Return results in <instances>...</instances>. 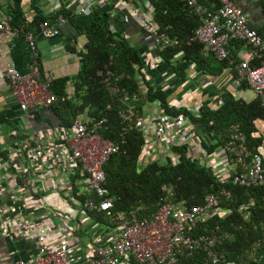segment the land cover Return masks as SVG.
I'll use <instances>...</instances> for the list:
<instances>
[{
	"label": "built area",
	"instance_id": "2783aa9c",
	"mask_svg": "<svg viewBox=\"0 0 264 264\" xmlns=\"http://www.w3.org/2000/svg\"><path fill=\"white\" fill-rule=\"evenodd\" d=\"M100 1L36 0L47 19L28 30L12 26L11 16L0 10V37L22 39L30 55L26 73L20 74L10 62L3 72L9 98L20 113L11 125L14 131L8 133L10 143L0 146V246L6 251L7 264H178L181 250L189 255L197 249L205 252L209 264H218L213 249L220 237L191 236L188 231L227 211L219 205V196L228 197L226 191L207 194L202 203L192 206L159 198L154 213L140 220L114 211L104 166L124 150L122 138L110 140L105 135L107 114L91 116L86 109L76 108L68 123H60L50 109L56 100L74 101L73 86L67 83L59 97L52 92L53 77L41 74L37 67L36 41L61 36L67 16L56 14L59 10L71 16L87 15ZM181 2L199 20L189 41L200 45L203 56L225 62L234 85L246 84L264 108V36L249 26L247 15L233 0ZM114 9L119 20L136 25V35L146 34L149 45L141 52V61L147 69L154 68L156 52L177 45L175 38L155 32L146 0L141 5L135 0H114ZM98 75L103 88L121 106L117 112L120 131H134L142 138L140 163L176 164L173 149L182 148L193 163L208 167L219 185L263 184L264 156L249 152L237 125L231 127L226 141L208 153L203 130L186 115L172 116L157 102L144 99L146 88L140 81L135 91L128 92L116 85L105 68ZM164 77L161 73L153 89L170 88ZM181 104L193 116L201 105L185 100ZM110 107L108 103L105 110ZM51 196L59 199L60 207L45 205L43 198Z\"/></svg>",
	"mask_w": 264,
	"mask_h": 264
},
{
	"label": "trees",
	"instance_id": "16d2710c",
	"mask_svg": "<svg viewBox=\"0 0 264 264\" xmlns=\"http://www.w3.org/2000/svg\"><path fill=\"white\" fill-rule=\"evenodd\" d=\"M146 1V12L156 24L155 32H163L177 40V45L156 52L157 59L152 62V69H147L141 61V52L148 46L144 42L146 34L142 32L136 35V25L131 20L127 23L119 20L120 14L117 10H111L106 0L97 3L87 15L71 16L62 9L56 12L67 16L66 25L72 30L73 37L71 43L63 47L67 53L77 56L78 69L71 78H53L51 90L58 97L64 93L67 83L71 82L74 101L56 100L50 109L60 123H68L76 108L86 109L91 116L104 112L107 114L109 125L105 135L110 140L122 138L124 150L123 153L112 155L104 166L105 187L113 199L114 211L140 220L154 213L159 198L165 202L180 201L192 206L202 203L205 195L218 194L224 190L228 197L219 196V205L227 211L210 216L205 223L196 225L188 233L191 236L214 234L220 237L213 249L219 259L218 264H264V181L258 187L248 188L219 185L209 168L193 163L182 148L173 149L177 156L176 164L157 160L140 163V134L120 131L122 125L117 112L121 106L100 83L98 74L104 68L111 73L118 87L132 92L138 88L140 81L146 88L144 99L157 102L165 113L172 116L186 115L196 128L208 135H205L208 142L205 148L208 151L226 141L232 133L231 127L237 125L249 152L260 154L258 147L262 138L253 124L255 120H264V108L260 106L258 98L253 95L248 100L235 98L237 87L233 83L234 75L226 71L225 62H217L209 55L203 56L200 45L189 41L199 20L182 7L181 0ZM27 3L25 8L22 0H11L4 10L11 16L12 26L20 25L28 30L47 19L37 8L36 0H28ZM259 5L264 17V0H259ZM256 31L264 36V24ZM238 47L235 46V49ZM230 57L234 58L232 50ZM37 67L39 70L38 58ZM191 69L193 75L190 78L188 72ZM161 73L168 78L171 76L168 80L170 88L167 90L153 89V82L159 79ZM147 75L149 79H146ZM220 79L225 88L213 91L216 99L212 101H217V104L213 102L217 108L212 107V101L204 99L198 114L193 116L181 103L169 104L176 99L173 94L170 95L171 89L180 82L190 81V86L196 88L201 83L217 84ZM240 88L248 90L244 83ZM200 89L207 96L205 87L201 86ZM78 101L80 104L77 106L75 102ZM108 103L111 107L105 110ZM3 122L0 115V123ZM162 187L166 190L163 191ZM178 261V264H209L201 249L189 255L181 250Z\"/></svg>",
	"mask_w": 264,
	"mask_h": 264
},
{
	"label": "crops",
	"instance_id": "0c3cea01",
	"mask_svg": "<svg viewBox=\"0 0 264 264\" xmlns=\"http://www.w3.org/2000/svg\"><path fill=\"white\" fill-rule=\"evenodd\" d=\"M27 1L28 0H26L25 2L22 1V3H24L25 5V8L28 4ZM233 2L240 6L244 13L247 15L250 27L254 29H259L264 24V17L261 12L259 0H233ZM1 6H3V0H0V8ZM60 33L63 35H70L68 39L69 41L62 39L61 37L54 38L48 41L42 39H38L36 41V51L38 61L40 63L39 70L41 74L47 73L53 78H60L65 76L71 78L77 72L78 58L74 54L67 53L64 50L63 46L66 43H71L73 34L70 27H68V25L66 24L60 27ZM144 42L149 45V40L145 39ZM56 60L57 62L54 63ZM74 60H76L77 62V69L75 68L73 73L71 71L65 72L63 70H60V63H63L65 67H68V63H72L74 62ZM9 62L14 65L15 69L20 74H24L27 72V66L30 62V55L22 39L16 37H0V115L4 119V122L0 123V146L2 143H10L11 139L8 136V133L13 130V127H11V125L13 123L14 118L20 115L15 104L9 98L8 87L3 78L5 65ZM192 73L193 70L191 69L188 72L190 78L193 75ZM190 84V81H183L176 84L174 88L171 89L173 90L174 95L176 93V103H181L182 101H184V98H181V94L187 92L188 90H193L192 94H194V96L199 97L198 100H195L196 104L199 102L202 103V101L204 100V98L202 99V96L204 97L206 95L201 92V86H196V88H193L190 86ZM235 87H237L235 91L236 98H240L242 100H248L252 98V94L250 93L249 89L244 90L237 85ZM239 92H245L247 94H244L243 97H238L237 95ZM206 98L208 97H205V99ZM253 124L257 131V134L262 138L261 145L258 147V151L261 155L264 156V120H255ZM204 134L208 136L206 132ZM209 151L207 150L208 153ZM222 164L225 165L226 162L222 160ZM230 167L231 165L229 166V168ZM43 199L45 200V203L50 207H52V205L56 208L60 207L59 199L56 196L44 197ZM47 200H49V202ZM8 261L9 259L6 255L4 247L0 246V264H7Z\"/></svg>",
	"mask_w": 264,
	"mask_h": 264
},
{
	"label": "rangeland",
	"instance_id": "374dc122",
	"mask_svg": "<svg viewBox=\"0 0 264 264\" xmlns=\"http://www.w3.org/2000/svg\"><path fill=\"white\" fill-rule=\"evenodd\" d=\"M22 1L25 2L26 0H22ZM115 1H118V3L121 2V0H115ZM135 1H137V5H141V0H135ZM106 2L109 5V7H110L111 10H116V9H114V0H106ZM10 4H11V0H3V6H1L2 9L0 8V10L4 11ZM60 37L62 39H64V40L69 41L68 39H69L70 35H63V34H61ZM56 62H57V60L54 63H56ZM59 68H60V70H63L65 72L66 71H68V72L71 71L73 73L74 72V69L75 68L77 69V62H76V60H74V62L68 63V67H65V65L63 63L62 64L60 63ZM164 79L163 80L164 81H167V82L169 80V78L167 80V77L166 76L164 77ZM222 81L223 80L220 79V80L217 81V84H214V85L213 84L212 85H208V84L203 85L201 83V86L205 87V89H206V90H204V93H207V96H210V98H206L208 101L209 100L212 101V100H215L216 99V93H213L214 89L217 88L218 90H221L222 88H225ZM186 82H188V81H186ZM68 84L70 85L71 82H69ZM198 87H199V84H198ZM192 93H193V90L192 91L188 90L187 92H184L183 94H181V98H184V100L186 102L190 101V104L194 106L196 104L195 100H198L199 97L198 96H194V94H192ZM244 94H247V93H245V92H239L237 96L238 97H243ZM175 95H176V93H175ZM175 95L173 94V96H175ZM204 95H206V94H204ZM207 96H204V97L202 96V99L203 98L205 99V97H207ZM235 98H236V96H235ZM193 100H194V102H193ZM213 102L214 101L211 102V105H212ZM214 103L217 104V101L214 102ZM212 107L217 108L218 106H216L214 104V105H212ZM45 116L49 118V114H45ZM40 119L43 120L44 119V116L40 115ZM35 124L40 126L39 123H36L35 122ZM47 201L49 202V200H47ZM44 202H45V200H44ZM45 205L49 207V205H47V204H45ZM52 207L54 208L55 206L52 205Z\"/></svg>",
	"mask_w": 264,
	"mask_h": 264
}]
</instances>
